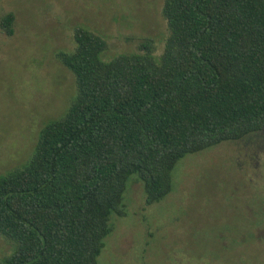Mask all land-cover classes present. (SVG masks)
<instances>
[{"label":"trees","instance_id":"trees-1","mask_svg":"<svg viewBox=\"0 0 264 264\" xmlns=\"http://www.w3.org/2000/svg\"><path fill=\"white\" fill-rule=\"evenodd\" d=\"M162 13L160 56L148 41L105 60L84 25L57 53L77 94L0 174V236L15 248L1 264H98L133 176L159 203L184 157L264 132V0H165ZM14 21H0L8 36Z\"/></svg>","mask_w":264,"mask_h":264},{"label":"rangeland","instance_id":"rangeland-1","mask_svg":"<svg viewBox=\"0 0 264 264\" xmlns=\"http://www.w3.org/2000/svg\"><path fill=\"white\" fill-rule=\"evenodd\" d=\"M164 1L0 0V21L15 16L12 36L0 26V174L29 161L42 127L75 98V77L57 59L75 48V26L106 38L105 60L148 41L160 56ZM132 178L127 215L112 219L98 264H264V132L184 157L159 203L147 206ZM13 245L0 236V264Z\"/></svg>","mask_w":264,"mask_h":264}]
</instances>
